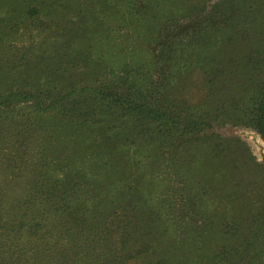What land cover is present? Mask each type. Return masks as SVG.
Segmentation results:
<instances>
[{"label": "rangeland", "instance_id": "obj_1", "mask_svg": "<svg viewBox=\"0 0 264 264\" xmlns=\"http://www.w3.org/2000/svg\"><path fill=\"white\" fill-rule=\"evenodd\" d=\"M9 1L0 0L2 5ZM44 1L50 7H32L40 10L38 19H5L9 9H0V29L19 26L5 39V52L31 47L38 52L64 42L65 30L71 33L76 28L82 37L71 54L82 63L69 66L68 83L78 91L112 90L122 70L128 69L127 77L137 80L142 94L155 89L158 104L176 116L173 133L164 144L154 142L159 148L154 166L142 157V139L161 140L165 128L155 122L147 126L132 122L131 113L116 110L117 118L113 116V131L125 135L122 153L130 164L134 188L139 189L136 202L152 221V235L183 246L182 251L192 254L197 264L207 257V264H264V140L253 128V103L264 80V53L242 29L253 26L242 19L260 5L264 10V0ZM241 56L251 62L247 70ZM166 57L170 61L164 66L161 58ZM135 69L140 74L132 75ZM160 70L166 80L163 89ZM37 76L41 75L34 73L40 85L43 77ZM27 78L21 70L3 68L0 96ZM15 106L0 113L1 123L31 114L30 105ZM198 123L208 131L186 145L182 131L189 126L187 134H191ZM38 151L33 149L34 158ZM60 172L56 178H61ZM163 246L157 252L163 253ZM199 246L206 247L205 255L197 258L202 254ZM128 264L141 263L130 260Z\"/></svg>", "mask_w": 264, "mask_h": 264}, {"label": "trees", "instance_id": "obj_2", "mask_svg": "<svg viewBox=\"0 0 264 264\" xmlns=\"http://www.w3.org/2000/svg\"><path fill=\"white\" fill-rule=\"evenodd\" d=\"M34 5L50 7L44 0H10L4 5L0 2V9H9L5 18L9 20L41 18ZM255 10L242 19V23L253 24L247 29L244 25L243 34H249L253 46L264 53V10L261 5ZM1 27L0 70H21L30 78L16 82L17 88L11 87L8 94L0 96V113L14 110L19 103L30 105L32 110L27 118L0 122V264H128L130 260L197 264L192 254L182 251L183 246L164 243L152 235V221L144 217L143 208L136 202L139 189L134 188L127 168L130 164L122 153L125 135L113 131L116 110L131 113L132 122L137 124L155 122L163 126L166 131L161 140L142 139L146 152L142 157L154 166L159 160L154 142L163 145L176 123V116L158 104L156 90L142 94L137 80L127 77L126 69L112 90L78 91L68 83L72 79L69 66L76 68L82 63L71 54L82 37L76 28L71 33L65 30L64 42L42 47L39 53L32 47L11 53L5 52L3 43L19 26ZM241 57L247 70L251 62L247 56ZM161 59L164 66L169 64V57ZM137 71L132 70V75L140 74ZM34 73L43 77L42 84L34 80ZM158 73L159 88L163 89L164 71ZM253 112V128L264 140V80ZM184 122L191 125L188 120ZM189 126L181 133L186 145L208 131L198 123L194 132L187 134ZM33 149H39L35 158ZM92 158L102 161L101 165L91 163ZM58 170L61 178L55 177ZM261 187L263 190L264 185ZM162 245L165 254L156 250ZM203 246H199L202 254L197 258L205 255ZM219 258L225 261L221 255ZM207 259L201 264H207Z\"/></svg>", "mask_w": 264, "mask_h": 264}]
</instances>
